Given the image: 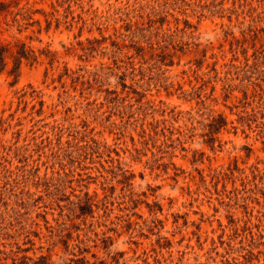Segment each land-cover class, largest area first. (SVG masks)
I'll list each match as a JSON object with an SVG mask.
<instances>
[{"label":"rangeland","instance_id":"1","mask_svg":"<svg viewBox=\"0 0 264 264\" xmlns=\"http://www.w3.org/2000/svg\"><path fill=\"white\" fill-rule=\"evenodd\" d=\"M0 46V264H264V0H0Z\"/></svg>","mask_w":264,"mask_h":264},{"label":"trees","instance_id":"2","mask_svg":"<svg viewBox=\"0 0 264 264\" xmlns=\"http://www.w3.org/2000/svg\"><path fill=\"white\" fill-rule=\"evenodd\" d=\"M3 53H4V50H3V46H0V72H1V70H2V63H3ZM24 54H20L19 56H18V58L16 59L17 61L15 62L16 64H18L19 65V63H20V60H21V57L23 56ZM18 65H16V69L18 68ZM90 205H87V211H89L90 210ZM86 211V210H85Z\"/></svg>","mask_w":264,"mask_h":264}]
</instances>
